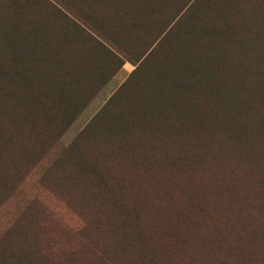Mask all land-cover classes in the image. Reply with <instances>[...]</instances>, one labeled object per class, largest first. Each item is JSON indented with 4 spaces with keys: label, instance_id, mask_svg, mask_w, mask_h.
I'll list each match as a JSON object with an SVG mask.
<instances>
[{
    "label": "trees",
    "instance_id": "16d2710c",
    "mask_svg": "<svg viewBox=\"0 0 264 264\" xmlns=\"http://www.w3.org/2000/svg\"><path fill=\"white\" fill-rule=\"evenodd\" d=\"M256 3L0 0V198L11 166L57 138L127 61L56 150L48 184L113 224L130 264H264ZM19 224L0 238V264H44L13 248Z\"/></svg>",
    "mask_w": 264,
    "mask_h": 264
},
{
    "label": "rangeland",
    "instance_id": "374dc122",
    "mask_svg": "<svg viewBox=\"0 0 264 264\" xmlns=\"http://www.w3.org/2000/svg\"><path fill=\"white\" fill-rule=\"evenodd\" d=\"M255 14V23L264 26V0L257 1ZM132 68L131 63L123 62L57 138L34 147L27 162L20 158L11 166L7 191L0 198V238L20 222V232L8 238L13 248L21 245L44 264H130L127 252L116 249V242L123 241L118 229L106 219H97L95 207L52 188L46 169L56 150L71 144ZM103 251L109 252L105 262L96 256Z\"/></svg>",
    "mask_w": 264,
    "mask_h": 264
}]
</instances>
